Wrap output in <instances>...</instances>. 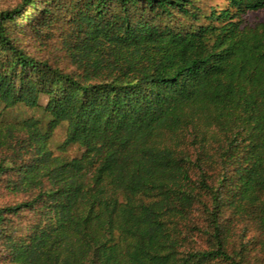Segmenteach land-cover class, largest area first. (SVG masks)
<instances>
[{
	"label": "trees",
	"instance_id": "trees-1",
	"mask_svg": "<svg viewBox=\"0 0 264 264\" xmlns=\"http://www.w3.org/2000/svg\"><path fill=\"white\" fill-rule=\"evenodd\" d=\"M262 9L264 0L0 9V103L41 111L0 112V186L27 193L0 205L2 255L12 264H246L248 241L229 244L235 219L264 233V22L244 21ZM29 32L57 35L70 66L30 54ZM62 124L59 150L79 154L49 147ZM185 135L186 149L166 143ZM25 212L32 220L20 229ZM194 232L207 247L187 245Z\"/></svg>",
	"mask_w": 264,
	"mask_h": 264
},
{
	"label": "rangeland",
	"instance_id": "rangeland-1",
	"mask_svg": "<svg viewBox=\"0 0 264 264\" xmlns=\"http://www.w3.org/2000/svg\"><path fill=\"white\" fill-rule=\"evenodd\" d=\"M206 4L221 5L223 0H203ZM17 0H0V9H5L12 7ZM244 21L247 25H254L259 22H264V9L259 11H250L244 15ZM22 45L25 49L32 55L47 59L50 63L57 65L62 68H68L70 66L69 59L65 52V47L59 40L57 35H51L48 38L38 39L32 36L29 32L21 37ZM44 99L41 100V103ZM1 114L8 118L9 120L21 119L23 117H40V109H30L25 106H15L10 109L4 110L2 104L0 103ZM214 131L213 129H211ZM64 138V124L56 127L52 133L49 147L53 150L54 154H62L65 156H74L79 154L81 149L76 145L68 147L64 151L59 150V145ZM166 143L176 149H186L188 145V138L185 136H167ZM27 197L25 192L9 191L3 186H0V205L14 203L20 201ZM27 219L32 220L31 213L25 212V216L17 219L18 227L20 229L24 228L27 224ZM198 225H203L201 217H197ZM230 215L225 218V224L230 225ZM233 237L230 239L229 250L234 248L237 249L239 246V241L243 237L242 241H248L246 243L247 262L246 264H264V233H261L257 229L256 222L250 219H235ZM191 238L190 243L187 245H193L198 248L207 247L208 244L204 236H200L197 232L189 234ZM3 246L0 245V264H12L3 254ZM216 264H225V262L220 261Z\"/></svg>",
	"mask_w": 264,
	"mask_h": 264
}]
</instances>
